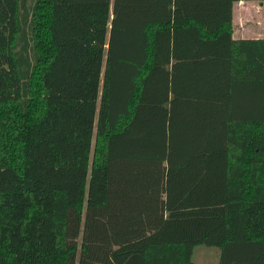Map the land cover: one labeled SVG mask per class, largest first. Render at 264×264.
I'll use <instances>...</instances> for the list:
<instances>
[{
	"label": "trees",
	"instance_id": "obj_1",
	"mask_svg": "<svg viewBox=\"0 0 264 264\" xmlns=\"http://www.w3.org/2000/svg\"><path fill=\"white\" fill-rule=\"evenodd\" d=\"M239 1L0 0V264H264Z\"/></svg>",
	"mask_w": 264,
	"mask_h": 264
},
{
	"label": "crops",
	"instance_id": "obj_2",
	"mask_svg": "<svg viewBox=\"0 0 264 264\" xmlns=\"http://www.w3.org/2000/svg\"><path fill=\"white\" fill-rule=\"evenodd\" d=\"M232 39L234 41L264 40V2L239 1L233 4Z\"/></svg>",
	"mask_w": 264,
	"mask_h": 264
},
{
	"label": "rangeland",
	"instance_id": "obj_3",
	"mask_svg": "<svg viewBox=\"0 0 264 264\" xmlns=\"http://www.w3.org/2000/svg\"><path fill=\"white\" fill-rule=\"evenodd\" d=\"M34 2L35 0H28V21L34 20ZM218 250L214 247L197 246L193 250L192 262L193 264H218Z\"/></svg>",
	"mask_w": 264,
	"mask_h": 264
}]
</instances>
